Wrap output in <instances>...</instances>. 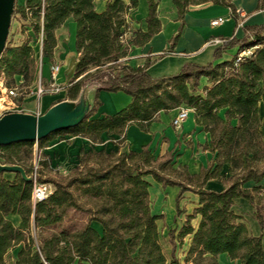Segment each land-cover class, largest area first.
<instances>
[{
	"label": "trees",
	"instance_id": "obj_1",
	"mask_svg": "<svg viewBox=\"0 0 264 264\" xmlns=\"http://www.w3.org/2000/svg\"><path fill=\"white\" fill-rule=\"evenodd\" d=\"M146 1L145 32L133 31L127 21L135 0L127 5L121 0H108L100 13L94 9V0L14 2L12 14H17L31 33L18 45L5 41L0 53V77L5 87L16 88L15 76H21V85L26 88L34 82L38 61L30 42L41 39V71L44 60H52L55 30L72 18L79 55L66 97L75 99L90 85L95 86V95L90 109L75 123L37 140L0 144V164L20 168L0 171V264H9L4 257L18 244L21 247L12 264H181L174 252L188 236L185 263L219 264L218 256L226 254L238 264H264V235H252L234 209L236 199L246 200L255 210L259 227L264 226L261 186H244L264 179V136L258 115L260 102L264 108V24L243 27L241 38L223 39L207 64L185 63L174 74L151 77L146 71L148 60L137 68L117 64L131 45H143L160 28L157 0ZM172 2L180 20L189 5L206 2L226 6L236 17L228 0ZM262 6L259 0L258 8ZM126 33L129 35L124 37ZM250 46H254L252 54L236 63V53ZM235 47L237 51L229 60L215 63L223 52ZM202 76L207 85L200 90ZM100 91H120L130 101L114 114L90 119L100 104ZM181 105L193 110L195 124L209 134L204 149L213 158L197 173L175 165L171 151L154 156L148 146L127 152L86 151L65 176H50L52 170L45 161L33 164L35 149L42 150L53 139L67 135L96 142L107 134L119 135L123 141L128 125L147 131L159 112ZM219 110H223V117L218 115ZM89 160L93 164H88ZM224 164L228 165V175L221 174ZM150 178L162 188L178 189L174 198L176 216L184 213L179 206L183 193L197 197L196 206L185 215L178 230L167 233L169 262L159 243L160 217L150 207ZM212 179L222 184L220 191L205 188ZM39 183L53 188L44 199L33 202V186ZM77 212L88 216L84 223L71 222V215ZM8 215L19 217L17 228L6 218ZM93 224H99L100 230ZM35 233L41 234L37 241Z\"/></svg>",
	"mask_w": 264,
	"mask_h": 264
},
{
	"label": "crops",
	"instance_id": "obj_2",
	"mask_svg": "<svg viewBox=\"0 0 264 264\" xmlns=\"http://www.w3.org/2000/svg\"><path fill=\"white\" fill-rule=\"evenodd\" d=\"M107 1L108 0H94L95 11L98 13L103 12ZM121 1L127 5L131 0ZM135 1L136 5L128 11L127 21L133 31L145 32L147 27L146 16L148 14L147 1ZM228 1L232 3L236 10L235 18L230 14V9L228 7L206 2L197 5H189L183 14V19L180 20L172 0H157L156 18L160 24L159 30L143 45H131L127 55L123 58L124 64L131 68H137L143 66L144 62L148 60L147 73L151 77H160L178 72L185 63L204 65L211 62L214 49L220 45L208 43L211 39L241 38L243 36V27L264 24V0H262L263 6L261 8H258L259 0ZM23 2L24 0H18L17 4L22 5ZM217 18H222L223 22L218 26H211L210 21ZM27 33H31L29 28ZM177 35L178 37L172 43L173 38ZM55 37L56 47L52 61L61 64L60 71L55 80V84L60 86V90L58 92H45L41 95L37 94V88L40 86V77L43 78L44 87H47L49 84V71L52 63L50 60L46 61L41 71L38 66V77L36 75L33 85L31 87L29 86L28 93L21 98L18 104L15 103L13 97H8L4 93V81L3 78L0 77V119L10 114L39 117L51 114L53 120L58 121L77 107L79 108L81 106L80 115L85 114V112L90 109L95 95L94 86L85 88L75 99L66 97V87L69 85L71 76L74 73L75 63L79 55L75 49V24L72 18L66 19V21L55 30ZM30 46L34 50L36 60L41 65L42 55L40 40L34 38L32 42H30ZM236 51L237 47L226 50L215 63L229 60L232 56L228 53H233L234 55ZM14 80L16 87L21 85V76H15ZM206 85V78L203 76L200 77L199 89L201 90V88ZM97 99L100 104L95 108L90 119L100 118L103 114H114L123 109L130 101L129 96L120 91H100L97 94ZM177 109L178 108L167 112H159L155 120L149 125L147 131H142L133 124L128 125L125 129L124 140L121 142L123 144L120 148L113 144V142L120 140L121 136L119 135L102 134L100 140L96 142H91L87 138L79 136L66 135L62 138H64V141H69L71 143L69 147V153L71 155L81 149L85 152L101 149L105 151L117 150L118 152H127L129 150L139 151L143 146H148L154 156H161L171 151L170 149L177 141L180 142L183 140L186 144H181L183 145L181 146V152L185 150V154L183 157H179V161H177L175 165H184L188 172L197 173L201 167L207 166L213 158L212 154L204 149V146L208 144L209 134L202 131L201 127L195 124L192 109L181 126L178 129H174L171 125V120L176 115ZM218 115L223 117V110H219ZM258 115L260 118L262 115L264 116V108L261 102L258 104ZM233 123H235V121H233ZM57 139L58 138L48 142L49 145L47 144L43 147L45 150L44 152L50 150L52 147L51 145L54 144ZM187 153H193L195 155L188 159L186 157ZM221 174L228 175L227 164L222 166ZM156 184L160 185L158 183ZM263 184L264 179L258 184L249 181L245 183L244 186L246 188H252L255 186H262ZM173 188L175 189V187ZM205 188L220 191L223 186L219 181L212 179L206 182ZM244 202L252 208L248 202L242 198L235 200V204H244ZM236 212L243 217L241 212ZM6 218L11 222L14 228L19 226L20 219L17 215H8ZM252 222H254V227L252 226V231L249 232L254 236L260 234L264 235V226L260 228L255 219H253ZM95 228L99 231V224H95ZM189 239V236L184 238V247L186 250ZM20 247L21 244H18L8 249L4 261L12 264L15 260L16 252ZM218 263L238 264V261L231 260L226 254H221L218 256Z\"/></svg>",
	"mask_w": 264,
	"mask_h": 264
},
{
	"label": "rangeland",
	"instance_id": "obj_3",
	"mask_svg": "<svg viewBox=\"0 0 264 264\" xmlns=\"http://www.w3.org/2000/svg\"><path fill=\"white\" fill-rule=\"evenodd\" d=\"M17 1L18 0H14L15 3H17ZM21 21L22 20H20L17 14L10 15L9 31L6 36V40H5L6 42L12 45H16L26 40L27 37L26 33L28 29H25L23 27L24 23ZM228 54L230 56H233V53H228ZM50 61L52 62L51 65L56 62V61L53 62L52 60ZM45 64H46V60L43 62V65ZM117 64H124V60L121 59ZM38 66H40L39 63ZM43 68L44 66H42V69ZM40 79H41L40 86L44 87L45 85L43 83V78L40 77ZM32 85L33 82L30 85V87ZM90 86H94V85H90ZM30 87L26 88L23 87L22 85L16 87L17 95L13 97L15 103L17 104L20 103L21 98L28 93ZM84 89L81 91V93L84 91ZM260 119H261L260 129L264 136V116L262 115ZM121 142L122 141L117 140L113 142V144L116 147L120 148L123 144ZM70 144L71 143L69 141H64V138H58L57 140H55L54 144L51 145L52 146L51 149L47 150V152H44L45 151L44 148L40 151L35 149V157L33 159V164H36L37 161H45L49 164V167L52 170L51 172H49L50 176L56 177V176L67 175L69 170H71L75 165H77V163L80 161L81 156L85 152L83 149H81L78 150V152L71 155L69 153ZM181 144H186V142H184L183 140L180 142L177 141V143L170 149L173 155V160H175V164L177 163V161H179V157H183L185 154V150L181 152V148H182L181 146H183ZM34 147L36 148V144H34ZM194 155L195 154L193 153L191 154L187 153L186 157L189 159V157H194ZM87 163L90 165L93 164L91 160L87 161ZM148 181L151 183V186L149 188L151 211L152 213L158 214L160 217L157 220L159 243L161 246V250L166 257L167 262H169L171 246L169 244V238L167 233L170 229H177L179 225H181L180 223H182L183 219L185 218V215L190 214L193 211V208L196 206L197 197L191 192L183 193L179 201V206L180 208L184 209V213H181L179 216H176L174 198L178 189L176 187L175 189L173 187L162 188L160 185L154 183V181L151 178ZM51 188H53L52 185ZM261 193L263 198L261 203L262 205L261 208H262V214L264 216V184L261 186ZM234 209L243 214V220L245 221L248 231H252L251 229L254 227V222L252 221L253 219H255L254 208L253 207L250 208L244 202V204L241 203L235 204ZM87 218L88 216L86 214L77 212L71 215V222L80 224V223H84ZM191 222L194 226L197 223L195 219H193ZM93 226L95 227V224H93ZM33 238L34 241H37L38 239L41 238V234L35 233L33 235ZM184 242L185 240H183V245L176 247L174 255L181 264H188L185 263L184 261L186 254V248L184 247ZM80 264H84V263H80Z\"/></svg>",
	"mask_w": 264,
	"mask_h": 264
},
{
	"label": "water",
	"instance_id": "obj_4",
	"mask_svg": "<svg viewBox=\"0 0 264 264\" xmlns=\"http://www.w3.org/2000/svg\"><path fill=\"white\" fill-rule=\"evenodd\" d=\"M13 5L14 0H0V53L8 33ZM80 107L70 111L58 121H54L51 114L44 117L21 114L5 115L0 119V144L21 140H37L50 131L71 125L84 115H80ZM14 170L20 171V168L0 164V171Z\"/></svg>",
	"mask_w": 264,
	"mask_h": 264
},
{
	"label": "built area",
	"instance_id": "obj_5",
	"mask_svg": "<svg viewBox=\"0 0 264 264\" xmlns=\"http://www.w3.org/2000/svg\"><path fill=\"white\" fill-rule=\"evenodd\" d=\"M223 22L222 18L213 19L210 21V25L215 27L218 26ZM129 34H124V37H127ZM41 42V39H39ZM223 39L220 38H213L208 43L213 45L221 44ZM254 49V46L245 47L243 49H240L236 55H235V62L238 63L245 59L246 57L250 56L252 54V51ZM40 65V63H39ZM40 67V66H39ZM61 64L59 62H55L50 66L49 71V84L47 87H41L38 86L37 88V94L41 95L45 92H58L60 90V86L55 84L56 76L60 71ZM5 86V85H4ZM4 93L8 97H15L17 95L16 88L15 87H4ZM191 111V108L185 105H181L177 109L176 115L171 120V125L174 129H178L183 121L187 118L188 113ZM51 184L48 183H39L34 184L33 190H32V201L37 202L42 199H44L50 192H51Z\"/></svg>",
	"mask_w": 264,
	"mask_h": 264
}]
</instances>
